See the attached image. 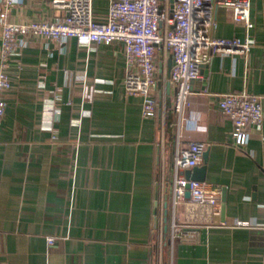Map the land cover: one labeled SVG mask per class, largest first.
Returning <instances> with one entry per match:
<instances>
[{
    "label": "crops",
    "instance_id": "obj_1",
    "mask_svg": "<svg viewBox=\"0 0 264 264\" xmlns=\"http://www.w3.org/2000/svg\"><path fill=\"white\" fill-rule=\"evenodd\" d=\"M50 1L19 0L7 20L63 16ZM108 6L92 0L93 19L106 21ZM250 20L247 30L215 9L213 37L254 43L245 56L212 54L180 115L171 58L156 64L157 108L148 117L141 98L125 93L121 43L20 41L6 69L10 87L0 91V264H264V119L261 135L237 146L218 107L220 95L246 91L262 97L264 114V0H250ZM190 141L205 145L198 166L220 204L224 193L223 215L184 198L173 206L175 152ZM173 221L188 226L186 237H172Z\"/></svg>",
    "mask_w": 264,
    "mask_h": 264
},
{
    "label": "built area",
    "instance_id": "obj_2",
    "mask_svg": "<svg viewBox=\"0 0 264 264\" xmlns=\"http://www.w3.org/2000/svg\"><path fill=\"white\" fill-rule=\"evenodd\" d=\"M19 0H0V91L10 87L6 69L9 59L17 54L20 41L29 36L65 44L76 39L86 45H123L125 74L123 86L129 96L140 97L142 114L153 116L157 108L154 92L158 86L157 62L166 63L171 58L168 83L173 90L172 109L181 114L188 105L190 83L202 80L201 66L207 64L212 54L220 56H245L253 40L247 35L244 41L215 38L209 32L215 28V9L230 13L234 24L247 30L254 27L250 20V0H108L106 21L93 19L92 0H51L50 6L63 13L52 21H32L16 24L7 20L10 10ZM43 87V77L39 79ZM48 103V120L59 115V93L52 92ZM5 102L0 100V125L5 112ZM218 107L232 124V137L237 146H244L255 132L261 135L264 119L262 97L241 91L219 96ZM253 131V132H252ZM55 136V135H54ZM205 145L190 141L178 146L174 156L172 185L173 206L186 199L185 185L189 184L191 207L204 209L208 214L220 211L219 193L204 183L187 181L182 171L198 166ZM184 198V199H183ZM238 227H250L249 221L236 220ZM188 226L172 222L173 238L185 236ZM48 245L56 241L47 237Z\"/></svg>",
    "mask_w": 264,
    "mask_h": 264
},
{
    "label": "water",
    "instance_id": "obj_3",
    "mask_svg": "<svg viewBox=\"0 0 264 264\" xmlns=\"http://www.w3.org/2000/svg\"><path fill=\"white\" fill-rule=\"evenodd\" d=\"M202 160L205 161V157L203 156L202 157ZM205 165H201V166H196V167H193L191 169H186L184 171V175H185V179L187 181H191V182H200V183H204L205 181ZM186 187V192L184 193V197L186 199L189 198L190 194H189V184L187 183L185 185ZM224 204H225V197H224V193L222 194V197H221V204H220V210H221V214L223 215L224 214Z\"/></svg>",
    "mask_w": 264,
    "mask_h": 264
}]
</instances>
